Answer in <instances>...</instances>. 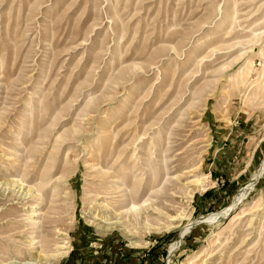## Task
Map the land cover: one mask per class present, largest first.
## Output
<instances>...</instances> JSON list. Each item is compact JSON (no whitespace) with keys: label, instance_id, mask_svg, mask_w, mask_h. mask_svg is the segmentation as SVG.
Instances as JSON below:
<instances>
[{"label":"rangeland","instance_id":"1","mask_svg":"<svg viewBox=\"0 0 264 264\" xmlns=\"http://www.w3.org/2000/svg\"><path fill=\"white\" fill-rule=\"evenodd\" d=\"M38 255L264 264V0H0V264Z\"/></svg>","mask_w":264,"mask_h":264},{"label":"bare ground","instance_id":"2","mask_svg":"<svg viewBox=\"0 0 264 264\" xmlns=\"http://www.w3.org/2000/svg\"><path fill=\"white\" fill-rule=\"evenodd\" d=\"M261 171H263L262 169H261ZM259 176H260V174L259 175H257V179L259 178ZM254 183V182H253ZM253 183H252V185H253ZM249 189V187H247V188H244L236 197H235V200H234V202H233V204L232 205H230V206H228L227 208H225L223 211H221L220 213H215V214H212V215H208V217H204L203 218V220H206V219H209V220H214L217 216H219L220 214L222 215V216H228L227 218H229V217H231L232 215V217L234 218L237 214H232L231 212L232 211H234V210H236L239 206H241L242 204H243V202H244V200H245V197H246V192H247V190ZM23 190V189H22ZM30 192V191H29ZM249 193V192H248ZM30 194V193H29ZM29 194H27V195H29ZM29 197V196H28ZM38 215V214H37ZM109 220V219H108ZM120 222V221H119ZM107 225H108V227L107 228H112V226L114 225V224H116V223H109V222H107L106 223ZM187 229H189V228H187ZM187 229H185V230H187ZM182 235V234H181ZM177 245V244H176ZM176 245H174V246H172V248H171V251L170 252H175V250L179 247H177ZM173 252V253H174ZM40 258H41V256L40 255H38L37 257H36V262H24V263H21V264H39L40 262ZM35 260V259H34ZM42 264V263H41Z\"/></svg>","mask_w":264,"mask_h":264}]
</instances>
